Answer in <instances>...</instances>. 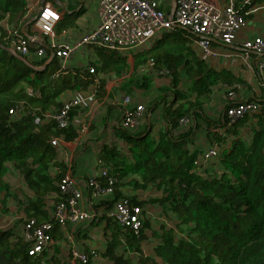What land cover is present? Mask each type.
I'll use <instances>...</instances> for the list:
<instances>
[{
  "label": "trees",
  "instance_id": "trees-1",
  "mask_svg": "<svg viewBox=\"0 0 264 264\" xmlns=\"http://www.w3.org/2000/svg\"><path fill=\"white\" fill-rule=\"evenodd\" d=\"M263 1L235 0V7L247 19L254 5ZM38 2L0 0V191L10 188L6 176L17 174L26 200L23 225L31 218L37 223L50 221L52 207L70 198L60 188L68 165L51 143L54 138L69 142L77 137L74 123L60 127L52 118L62 107L64 94L92 85L98 93L112 73L126 74L130 68L126 57L113 50L100 65L90 62L94 72L85 68L66 73L61 66L56 72L55 58L42 68L49 53L45 48L43 57L34 56L36 44L30 45V54L14 53L2 22L6 20L19 33L31 18L27 11ZM194 39L191 31L174 28L134 52L135 68L153 60L154 70H168L170 84L160 88L152 104V108H162L166 128L155 134L148 124L131 130L120 123L114 136L126 141V149L115 144L104 145L100 151L113 190L101 198L104 212L97 214L99 222L94 221L103 223L105 246L94 249L107 264H264V109L231 122L230 107L261 100H242L237 90L239 85H247L246 80L205 62L196 53ZM220 85L237 94L234 99L228 95L224 112L211 119L204 115L205 105ZM79 109L82 107L70 111L71 121ZM201 118L207 125L210 146H218L219 152L197 173L194 161L199 151L187 145ZM181 119L189 120L186 125L191 123L190 127L181 129ZM96 180L101 188L108 186V178L97 176ZM89 189L92 195L94 189ZM122 199L144 210L138 232L108 216ZM99 205L95 204L96 211ZM151 207L161 209L159 227L150 216ZM53 234L56 244L30 256V243L19 228L0 230V264H71L70 254L62 247L60 227ZM77 238L83 245L77 248L91 258L85 264L95 262L93 247L83 243L88 234L80 232Z\"/></svg>",
  "mask_w": 264,
  "mask_h": 264
},
{
  "label": "built area",
  "instance_id": "built-area-1",
  "mask_svg": "<svg viewBox=\"0 0 264 264\" xmlns=\"http://www.w3.org/2000/svg\"><path fill=\"white\" fill-rule=\"evenodd\" d=\"M225 7H221L212 0H176V7L172 14L164 11L157 0H99L98 15L100 24L89 33L84 35L73 45L53 44L54 54L57 58L67 61L72 54L81 46L92 45L118 52H136L149 46L153 39L165 30L183 27L190 30L195 36L196 48L203 59L208 62L215 57L230 59L231 52L217 51L213 49L214 41L223 45L233 44L236 32L246 23V19L235 7V0H227ZM61 19L60 12L50 3H44L42 10L35 21V27L39 34L54 38L56 25ZM20 33V32H19ZM16 30H8V38L11 40L12 50L20 54H30V45L37 41L36 37L19 34ZM244 53L242 57L247 60L251 53L264 54V35L253 39L244 40L242 43ZM46 53L44 47L35 50L34 55L43 57ZM64 66V65H63ZM154 62H149L148 68L154 69ZM90 72L94 67L89 66ZM156 73L167 75L168 70H156ZM236 92L231 91L228 95L234 99ZM94 93L77 95L63 101L60 110L52 114V118L60 127H66L71 121L70 111L74 107H82ZM132 96L125 95L123 106L124 115L121 124L134 130L145 119V106L137 104L132 107ZM264 109V100L261 103L241 102L228 109V117L231 122L237 121L247 113ZM187 119H181L180 123L186 125ZM91 120H86L80 126L76 141H80L90 128ZM52 145L57 146L63 152L64 161L70 165L72 153L63 150V140L54 138ZM218 147L212 146L201 154L195 161L196 166L209 164L217 155ZM99 176L109 179L108 186L101 188L96 177H88L87 186L94 189L93 195L106 197L113 190V180L109 176L108 169L103 167L102 160L97 157ZM61 192L69 194L70 198L54 205L53 216L50 221L37 223L34 218L28 219L24 224L23 233L30 243L28 254L36 256L44 249L52 246L55 242L53 229L58 226L65 229L66 238L73 241L82 224L93 221L97 217L94 210H88L85 206L84 193L79 187L77 180L67 173L60 183ZM144 210L141 206H134L128 200L122 199L115 203L108 216L124 228H132L138 232L143 223ZM76 247V246H75ZM71 259L75 263L85 264L90 262L88 254L72 248ZM91 254L95 262H99V253L92 248Z\"/></svg>",
  "mask_w": 264,
  "mask_h": 264
},
{
  "label": "crops",
  "instance_id": "crops-1",
  "mask_svg": "<svg viewBox=\"0 0 264 264\" xmlns=\"http://www.w3.org/2000/svg\"><path fill=\"white\" fill-rule=\"evenodd\" d=\"M82 1L83 0H39L37 5L34 4V6L31 7L32 10L33 8H36L34 9L35 13L32 16L31 13L27 14L31 18L28 21V25H24L21 28V31L23 34L29 37L37 36V41H35L33 44L44 47L48 50L49 59L45 62L42 68H46L52 59L55 58V63L57 64L56 70L58 69L56 72L60 71L59 66H61V68H63L65 71L63 73H66L67 71L74 69L83 70L88 67L91 61H95L98 65H100L102 58L108 57L103 52L105 48L101 50V47L92 45L81 46L78 51L72 54V56L65 62L63 59L57 58L53 53L54 50L52 46L54 43L73 45L100 24V18L98 15L99 0H85L83 5ZM157 1L160 3L162 9L167 13L172 14L174 12L176 0ZM212 1L221 7H225L227 0ZM41 2L52 4L61 14V19L56 25V33L54 38L42 34L40 35L35 25H30L33 16H35L39 10L37 8L40 6ZM254 6L256 7L249 12L250 15L249 18L246 19L245 25L236 32L233 44L223 45L218 41H214L213 46L218 47L217 51L231 52L233 53V56L230 59H227L223 56L215 57L207 63L217 70H231L235 74L241 75L246 80L247 85H239L237 90L242 100H254L256 98L257 100L263 101L264 54L251 53L247 60L242 57V54L244 53L242 47L243 41L264 35V1L255 4ZM119 53L122 55V57H126L127 62L130 65L129 71L122 75H115L112 73L110 77L105 80L103 87H98L100 88V91L97 93V98L95 100H93V97L91 98L95 105L90 108L87 106L86 110L79 109L74 115L73 123L75 125L79 120L80 123L86 120H91L90 128L83 137H80V141H76L74 139L69 142L63 141L62 143L63 150L69 154L72 153V162L70 165L67 164V173H70L77 180L80 189L84 193L86 209L94 210L97 214L104 212V209H102V207L99 205L100 200L103 197L90 194V189L87 186V179L88 177H95L99 175L97 157L104 145L114 146L116 144L121 147L122 150L126 149V141L119 140L114 136V130L120 124L124 115V95L130 94L132 96V107H135L137 104H143L145 106L146 115L140 126L148 124L151 126V128L153 127V133L155 134L162 132L166 128V120L162 116V108L160 106L152 108V104L159 96L160 88L170 84L169 77L167 75H158V73L155 71L147 69L146 66H138L135 68L133 52ZM196 53H200L198 48H196ZM99 75L101 74L99 73ZM145 82L147 83V87H150L147 91H145L143 88V83ZM94 88L96 87L92 85L89 86L87 90L82 89L81 91H76L75 89H70L67 94H64V100L69 99L72 96L74 97L81 94L83 95L87 92H94L96 94V90L93 91ZM138 96L140 97L138 98ZM227 97L228 88L225 85L215 87L211 92L208 103L205 105L204 115L210 117L211 119L219 118L220 113L222 111L224 112L223 109H225L224 106L227 103ZM198 122L199 124L195 123L193 126L192 140L189 141L187 148L190 150H198L199 154H202L211 146L207 137V125L204 119L201 118ZM179 125L181 129H184L185 126H188L189 128L191 123L189 125H182L179 123ZM60 154L64 160L63 152ZM203 167H205V165L196 168L195 172H202ZM6 180L8 182V179ZM20 181L21 180L19 179V182ZM21 187L22 188H19V191L24 188L22 182ZM95 204L99 205L97 206L98 211L95 210ZM52 208H54V206ZM0 219L3 221L6 220L5 216L1 217ZM98 220L99 218L97 221ZM98 222L89 221L79 226V229L76 232L77 240L75 239L77 246L79 245V248L82 249L83 245H81L79 238H77V234L79 236V233L86 228L85 234L90 236V228L92 225H96L102 230L103 223L98 225ZM10 223L11 221H9L7 224ZM23 227L24 225L21 224L20 230L22 232L24 231ZM7 228L9 227L5 225L2 229L0 228V230H5ZM101 230L100 232H102ZM60 231L62 232L63 237L66 238L65 229L60 228ZM100 232L98 231L99 237ZM54 238V244H56L57 238L56 236H54ZM102 239L103 237H100L98 242L96 241V243H94L92 242V238L89 237L87 239H83V243L86 242V244H88L90 247H97L98 249L100 248L103 250L105 242L102 241ZM62 247H64V245ZM70 260L71 264H77L73 262L71 258ZM91 264L107 263L105 262V259L100 256L99 262L93 261Z\"/></svg>",
  "mask_w": 264,
  "mask_h": 264
},
{
  "label": "rangeland",
  "instance_id": "rangeland-1",
  "mask_svg": "<svg viewBox=\"0 0 264 264\" xmlns=\"http://www.w3.org/2000/svg\"><path fill=\"white\" fill-rule=\"evenodd\" d=\"M29 13H30V10L27 11V14H29ZM2 25L7 30V32H8V30H12V27H10V25L7 24L6 20H4L2 22ZM212 47L215 50H217V48H218V47H214V46H212ZM103 52L105 53L106 56H109L110 54H112L111 51H109V50H104ZM158 75H162V74H158ZM143 85H144L143 88L145 91H147L150 88V87H147L146 82L143 83ZM85 94H89V92H87ZM96 96H97V93H96ZM96 96L95 95L93 96V100H95L97 98ZM139 97L140 96H138V98ZM85 104L82 107V109H85V110H86L87 106L90 108V107L95 105V103L92 101V99H90V101H87ZM145 115H146V109H145ZM77 124H76V128L78 130L79 126H81L83 124V122L80 123V120H79V121H77ZM14 174L15 173H10L6 176V179H8V182L10 183L11 187L8 190L4 189V191H0V218L3 216H5V218H6V220H4V221L2 219H0V228L1 229L5 225H7L9 228L11 226H13V227H17L20 229L21 223H23L22 221L27 218L26 214L22 210L23 205L26 203V200H25V198H23L22 193L19 191V188H22L21 187V181L19 182V178L17 177L16 174L15 175ZM4 210H5V212H4ZM149 213H150V216L153 218V223L156 224L157 227H159L160 222H161V219L158 217L159 213L161 214L160 207L153 208L151 211H149ZM9 221H11V223H10L11 225L7 224ZM168 225H170V224H168ZM85 230H86V228L84 230H82L81 233H84ZM97 230L100 232L101 229H99L96 225H92L90 228V234L91 235L89 237L92 238V242H94V243H96V241L98 242L100 237H103L102 232H100V234H99L100 237L98 236ZM63 238H64V242H65L63 248H65L68 251V253L70 254L72 248H77V242L75 240V246H76L75 247L73 244L74 240L69 241L65 237H63ZM102 241H103V239H102Z\"/></svg>",
  "mask_w": 264,
  "mask_h": 264
},
{
  "label": "clouds",
  "instance_id": "clouds-1",
  "mask_svg": "<svg viewBox=\"0 0 264 264\" xmlns=\"http://www.w3.org/2000/svg\"><path fill=\"white\" fill-rule=\"evenodd\" d=\"M44 3H45V2H44ZM44 3H43V6H44ZM255 7H256V6H254L253 8H255ZM41 8H42V7H41ZM37 9H40V6H39ZM29 10H30V12L32 11V9H29ZM39 14H40V13H39ZM38 16H39V15H38ZM34 17H35V16H33L32 22L30 23L31 25H32V24L35 25V21H36L37 18H34ZM176 28H182V29L188 30V29L183 28V27H176ZM171 30H172V29H171ZM169 31H170V30H169ZM189 31H190V30H189ZM20 33L23 34V32H22L21 30H20ZM24 35H25V34H24ZM40 35H41V34H40ZM42 35H43V34H42ZM194 36H195V35H194ZM33 43H34V42H32V44H33ZM32 44H31V45H32ZM194 44H195V40H194ZM150 45H151V44H150ZM150 45H149V46H150ZM195 46H196V44H195ZM39 47H40V46H38L37 48H39ZM11 50H12V47H11ZM12 51H13V50H12ZM13 52H14V51H13ZM14 53H16V52H14ZM53 53H54V52H53ZM45 54H46V53H45ZM33 55H34V54H33ZM54 55H55V54H54ZM34 56H35V55H34ZM205 62H206V61H205ZM148 65H149V63H148ZM89 66H90V63H89ZM87 68H88V67H87ZM146 68L149 69L148 66H146ZM151 70L156 72V70H154V69H151ZM93 91H95V89H94ZM91 93H92V92H91ZM93 93H94V92H93ZM94 95L96 96L95 93H94ZM127 95H128V94H127ZM129 95H130V94H129ZM124 96H125V95H124ZM72 97H73V96H72ZM123 98H124V97H123ZM72 123H73V120H72ZM120 123H121V122H120ZM79 128H80V126H79ZM79 128H78V130H79ZM77 135H78V134H77ZM211 147H212V146H211ZM217 147H218V146H217ZM218 150H219V147H218ZM203 153H204V152H203ZM99 155H100V153L98 154V157H99ZM199 156H201V154H199ZM199 156H198V157H199ZM198 157H197V158H198ZM197 158H196V159H197ZM212 161H213V160H212ZM212 161H211V162H212ZM211 162H210V163H211ZM210 163H209V164H210ZM204 165L207 166L208 164H203V166H204ZM195 166H196V165H195ZM199 167H202V166H196V168H199ZM195 170H196V169H195ZM98 176H99V175H98ZM95 177H97V176H95ZM143 214H144V213H143ZM52 216H53V214H52ZM97 219H98V218L96 217V219H94V220L91 221V222H94V221H96ZM26 222H27V221H26ZM70 257H71V255H70Z\"/></svg>",
  "mask_w": 264,
  "mask_h": 264
},
{
  "label": "water",
  "instance_id": "water-1",
  "mask_svg": "<svg viewBox=\"0 0 264 264\" xmlns=\"http://www.w3.org/2000/svg\"><path fill=\"white\" fill-rule=\"evenodd\" d=\"M84 2H85V0H83L82 1V5L84 4ZM43 3L44 2H41V4H40V9L38 10V12L36 13V15H35V17L34 18H37L38 17V15H39V13L41 12V10H42V8L41 7H43ZM32 21V20H31Z\"/></svg>",
  "mask_w": 264,
  "mask_h": 264
}]
</instances>
